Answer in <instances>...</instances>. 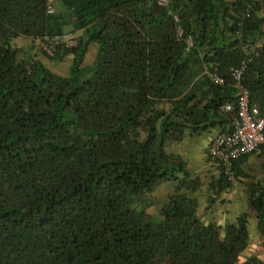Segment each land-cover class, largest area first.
I'll return each mask as SVG.
<instances>
[{
    "label": "trees",
    "instance_id": "obj_1",
    "mask_svg": "<svg viewBox=\"0 0 264 264\" xmlns=\"http://www.w3.org/2000/svg\"><path fill=\"white\" fill-rule=\"evenodd\" d=\"M163 1L0 0V264H264V250L239 259L249 217L264 249V144L231 162L233 182L205 148L208 189L240 181L246 194L223 225L201 221L188 194L200 179L164 150L230 130L241 63L238 83L264 106V0ZM15 38L70 56L68 73ZM157 181L173 189L154 221L132 203Z\"/></svg>",
    "mask_w": 264,
    "mask_h": 264
},
{
    "label": "rangeland",
    "instance_id": "obj_2",
    "mask_svg": "<svg viewBox=\"0 0 264 264\" xmlns=\"http://www.w3.org/2000/svg\"><path fill=\"white\" fill-rule=\"evenodd\" d=\"M56 8V4H54ZM69 41V39H68ZM12 43L16 47L21 48L27 55L39 61L49 71L59 75L68 73L70 64V56L64 57L62 60L50 59L45 54V49L38 41H30L28 39L15 38ZM96 50V44L90 43L84 53L82 65L91 63ZM214 130L203 132L197 135H184L179 141H165L164 150L172 152L179 156L184 163L185 169L193 176L200 179V187L193 193L198 201V212L202 222H213L223 225L231 221L235 215L248 209L246 194L243 191V184H236L234 187L216 192L215 188L208 189V184L212 178L216 176L215 167L206 160L205 147L207 141L213 135ZM173 189L172 181H157L154 183L151 191L144 194V197L139 198L132 205L137 210H144L151 216L154 221L159 220L157 209L159 205L166 200L168 193ZM213 200L209 202L210 199ZM208 205V206H207ZM207 206V207H205ZM204 207L206 208L204 210ZM248 244L247 247L239 254V259L255 255L259 258L263 256L260 253V246L257 240V230L253 217L248 218L247 222Z\"/></svg>",
    "mask_w": 264,
    "mask_h": 264
},
{
    "label": "built area",
    "instance_id": "obj_3",
    "mask_svg": "<svg viewBox=\"0 0 264 264\" xmlns=\"http://www.w3.org/2000/svg\"><path fill=\"white\" fill-rule=\"evenodd\" d=\"M163 2L160 0V3ZM47 11H51L50 6L47 7ZM242 68L243 63L231 70L238 90L231 128L228 132L215 134L207 146L208 155L221 163L223 172L232 182L234 176L231 171V162L240 155L257 150L259 145L264 144V106L259 108L249 103L246 90L238 83ZM210 78L216 83L221 82V79L214 73H211ZM221 109L230 111L233 106L230 103H224Z\"/></svg>",
    "mask_w": 264,
    "mask_h": 264
},
{
    "label": "crops",
    "instance_id": "obj_4",
    "mask_svg": "<svg viewBox=\"0 0 264 264\" xmlns=\"http://www.w3.org/2000/svg\"><path fill=\"white\" fill-rule=\"evenodd\" d=\"M214 134H215V131H214V133H213V135L211 136V138L214 136ZM211 138L207 141V144H206V147L205 148H207V145H208V143H209V141L211 140ZM256 164H257V159H256V157H255V155H251V156H249L247 159H246V161L244 162V165H243V168L245 169V170H248V169H250V170H255L257 167H256ZM236 184H243L242 182H240V181H236L235 182V184L234 185H232L230 188H232V187H234ZM230 190V189H229ZM244 191V190H243ZM246 211V210H245ZM244 212V211H243ZM257 240H258V244H259V246H260V253H263V248L261 247V245H260V237L257 235Z\"/></svg>",
    "mask_w": 264,
    "mask_h": 264
}]
</instances>
